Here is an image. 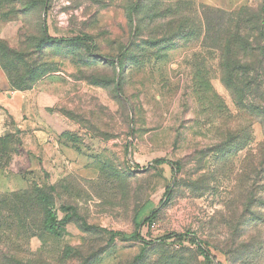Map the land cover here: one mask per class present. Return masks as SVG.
I'll list each match as a JSON object with an SVG mask.
<instances>
[{
    "label": "rangeland",
    "instance_id": "1",
    "mask_svg": "<svg viewBox=\"0 0 264 264\" xmlns=\"http://www.w3.org/2000/svg\"><path fill=\"white\" fill-rule=\"evenodd\" d=\"M45 2L49 37L93 47L46 43ZM223 2L0 0V68L31 102L21 154L3 163L0 251L23 264H205L196 238L214 264H264V106L234 92L235 74L232 90L224 82L198 11L215 27L218 12L257 13L264 0ZM61 207L148 243L190 237L107 246L109 234L73 220L55 238L43 213L60 221Z\"/></svg>",
    "mask_w": 264,
    "mask_h": 264
},
{
    "label": "trees",
    "instance_id": "2",
    "mask_svg": "<svg viewBox=\"0 0 264 264\" xmlns=\"http://www.w3.org/2000/svg\"><path fill=\"white\" fill-rule=\"evenodd\" d=\"M168 1V0H167ZM182 1V0H181ZM45 16L41 25L43 40L49 44H57L59 46L68 45H86L93 47L94 41L91 37H74V38H56L53 39L48 35V29L46 25V17L48 12L47 2L44 4ZM194 8V7H193ZM200 16L203 20H206V37L213 39L211 34L216 31L215 35L218 44H220L222 54V70L224 72V82L230 86V89L234 88L233 84H230L228 80L233 78L234 74L237 76V84L234 88V92L241 97L243 90L253 91L255 100L259 104L264 106V96L260 92L264 91V74H259V69L264 71V6L257 13H253L249 8H241L238 11H233L230 14L225 12H218L215 18L218 25L213 27L211 22L206 17L208 10L203 7H199ZM205 17H202V16ZM193 13L189 12V21L186 25H190L193 19ZM4 71V69L2 68ZM5 72V71H4ZM251 72L254 77H251ZM6 74V73H5ZM12 88L17 92L26 91L25 88L13 84L10 81ZM260 110V109H259ZM262 111V112H261ZM258 114L264 115V110L261 109ZM261 112V113H260ZM21 154V145L17 137L11 136L0 139V170H6L7 166H3L6 161L15 156ZM165 164L164 161H156L154 165L160 166ZM174 174L180 171V167L174 163H167ZM167 195V193H166ZM65 216L62 220H58L56 213L46 208L43 213V232L55 238L62 236L63 227L68 225L73 220L81 223L82 229L87 233L102 232L109 234V242L107 246L113 245L117 239L123 242L139 241L144 245H153L156 243H164L172 238L184 239L190 237L189 235H169L157 242L148 243L144 241L140 235L136 232L132 235H124L120 233L108 232L104 229L95 228L89 226L83 221L77 214V211L73 207H61ZM151 224V219H146L142 226ZM189 242L194 245L199 251L200 255L204 258L205 264H214V257L211 253L205 249V244L198 241L196 238H192ZM24 262L10 254L6 250L0 251V264H23ZM28 264V263H27Z\"/></svg>",
    "mask_w": 264,
    "mask_h": 264
},
{
    "label": "crops",
    "instance_id": "3",
    "mask_svg": "<svg viewBox=\"0 0 264 264\" xmlns=\"http://www.w3.org/2000/svg\"><path fill=\"white\" fill-rule=\"evenodd\" d=\"M219 7L223 8V0H215ZM0 38H3V30L0 27ZM31 102L29 94L15 91L6 75L0 68V139L11 136L23 139L31 129L30 121ZM6 170H0V189L8 181L4 179ZM4 181H1V180ZM5 182V183H4Z\"/></svg>",
    "mask_w": 264,
    "mask_h": 264
}]
</instances>
